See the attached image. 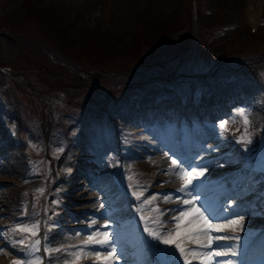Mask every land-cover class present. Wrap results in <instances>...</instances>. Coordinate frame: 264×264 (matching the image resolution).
I'll return each mask as SVG.
<instances>
[{
    "label": "rangeland",
    "instance_id": "1",
    "mask_svg": "<svg viewBox=\"0 0 264 264\" xmlns=\"http://www.w3.org/2000/svg\"><path fill=\"white\" fill-rule=\"evenodd\" d=\"M218 35L220 36L217 37ZM0 61L11 64L19 76L11 77L10 81L8 80L10 85H0V126L6 125L7 122L2 118L1 112L10 118L7 111L13 108L22 106L33 111L39 103L43 105L32 121L28 119L31 126L26 127L25 131L20 130L15 123L10 128L12 134L7 130H0L5 135L4 140L13 146L14 151L9 155L13 167L6 171L0 170V190L12 194L14 203L17 202L11 206V212H8L4 205L1 206L0 230L16 218L20 208L18 203L22 200L21 189L14 183L8 185L5 182L26 175L27 184L31 186L35 183L39 188V179L46 178L49 174V181L45 180L49 186L45 187L52 191L44 189L32 192L27 205L30 210L23 213V217L28 221L21 228L32 231L21 232L19 228L14 233V239L17 242L24 239L25 244L29 245V250L39 246L49 253H64L66 256L61 263L55 264H78V260L82 258L84 244L80 239L90 236L94 239H104L105 234L109 244H98L99 247L86 249L83 253L86 259H96L103 264H124L122 259L125 256L128 260L132 258L138 248L135 244L137 241L131 244L121 237L122 233L132 241L134 237L131 234L105 229L100 227L98 222H91V218H88L93 205L94 209L103 207L101 195L104 193V185L99 190L94 188L95 180L106 179L109 180L107 184H111V177L117 178L119 175V166H123L127 172L137 173L138 179L145 184L144 194L158 193L164 217L168 209L164 203H170L174 197L178 204L175 206L173 217L179 216L180 211L189 207L181 206L183 200L191 199L195 191L201 192L204 189V193L219 196V200L228 204L233 203L228 195L230 188L225 184L230 185L231 181L244 174V166L236 172H231L242 165L244 155L248 156L246 161H253L264 170V156L255 152L257 141H247V146L252 149H248L244 155L240 151L238 153V143L234 142L237 134L242 132L251 138L261 131L264 133V0H0ZM136 69H141L142 72L135 73ZM1 70L3 71L2 68ZM152 72H165L168 78L176 79L175 82L186 80L187 82L181 84L186 88L183 92L187 98L188 91L199 92L209 74H216L215 77H210L217 79L216 83L204 88L206 91L203 94L197 93L198 97H209V100H213L214 97L219 99L220 96L223 98L235 92H244V101L236 100L230 104V110L221 113V120L216 129L221 134L218 140L222 138L225 145L215 146L216 142L212 141L207 143V149L202 152L203 163L207 165L209 176L219 177L225 174L223 178L226 179H215L208 189L207 185L194 187L196 184H191L188 186V193L185 192L187 196L184 192H177L184 184L183 179L177 178L175 174L177 171L179 173L180 165L177 163L174 166L176 171H173L172 158L153 148L158 141L148 130H142L147 127L146 122H140L144 117H136L137 120L133 122L128 121L126 131L119 139H101L103 132L99 126L95 128L98 131L94 137H91L90 132L82 136L83 130L74 125H71L73 129L70 132H63L64 125L70 123L69 118L74 117L77 120L83 115V108L105 109L106 105V109L116 107L112 115L118 123L122 119L118 116L121 111H118L119 103L124 105L123 111L137 104L132 110L135 115L139 110L144 111L142 102L146 101L154 90H140L137 100L126 99V96L132 88L160 85L154 82L162 78L157 75L150 76ZM18 73H22V79L25 78L34 84L35 94L29 93L28 96L25 93ZM240 75L253 77L249 78L251 80L227 81ZM170 83L172 82H166ZM175 87V84H170L157 90L168 96L170 91L172 94L176 92ZM45 90H59L58 94L49 96L56 102L52 104L51 110L55 120L49 124L50 132L48 130L46 140L41 128V119L44 111L50 110V104L46 103V100L45 104H42L40 98ZM208 92L210 96L206 94ZM118 97L124 98L117 100ZM8 100L10 105L2 104ZM28 116L30 117V114ZM154 121L162 122L159 117L148 121L152 129L157 128ZM144 140L148 142L146 145L151 150L150 155L145 153L144 148H137L144 146ZM93 148L99 150L96 158L92 157ZM30 152L39 156L36 161L32 160V163ZM44 153L51 160L45 157ZM164 158L168 159V162H165ZM39 165L41 173L28 177L27 171L32 167L31 170H37ZM252 173V180L257 178L258 183L254 185V191H257L259 184L264 182V176L257 169ZM121 177L123 181L128 182L125 173H122ZM246 183L251 185L249 181ZM53 184L65 188L62 197L65 205L63 204L62 211L60 214L58 211L56 217L67 227H63V224L57 228L53 226L56 211L61 207L62 193V190L53 187ZM134 185L139 184L137 182ZM168 187L172 189L165 190ZM165 195L170 199L165 201ZM242 196L243 193L237 199L242 201ZM106 197L109 199V196ZM251 201L254 208L250 206L247 210L243 209V214L237 216L239 223L232 224L231 229L229 228L231 247L235 251L240 252L244 247L243 238L246 236L242 234L245 228L257 226L264 221V210L255 202L258 199H249L247 202L251 205ZM6 202L5 197L3 204ZM50 202L53 203L51 206ZM146 207L158 209L156 197L140 196L134 211L135 220L143 232L142 238L149 246L153 238L146 231V228H151L148 222L150 217L138 211ZM240 212L242 210L238 211ZM105 214L102 211L98 221L100 218L106 220L102 217ZM191 219V216L185 217L181 221V228L183 229ZM170 221L159 223L160 227L163 226L160 235L169 234L164 229H175L176 224ZM33 231L35 235H32ZM57 231H61L59 236ZM50 232L54 244L48 242ZM78 238L79 242H67ZM177 240L185 247L187 259L201 262L198 264L263 263L260 256L253 254L237 259L230 257L225 261L219 257L204 261L201 259L204 253L195 239H188L182 230ZM0 241H4L1 233ZM34 241L39 243H32ZM200 241H203V236ZM12 243L13 245L11 242L7 243L8 249L1 248L0 261L5 263L15 255L10 248L15 247V242ZM155 243L162 245L153 251L160 264H184V257L181 255L174 260V255L179 251L174 245H165L158 239ZM216 246L217 244H213L214 248ZM111 248L116 249V259L110 258L106 261L104 257L108 256ZM189 249L197 255L194 256L193 251H188ZM124 251L129 253L123 254ZM148 254L150 253L146 252L137 256L142 264L148 263L147 258L152 260L148 264H156Z\"/></svg>",
    "mask_w": 264,
    "mask_h": 264
},
{
    "label": "snow or ice",
    "instance_id": "2",
    "mask_svg": "<svg viewBox=\"0 0 264 264\" xmlns=\"http://www.w3.org/2000/svg\"><path fill=\"white\" fill-rule=\"evenodd\" d=\"M241 115H243V112H241ZM245 123L247 124V118L245 117ZM177 164L176 160H172V166L174 167ZM203 175L202 172L196 171V169H192V171H183L181 173V178L184 181V184L182 187L177 189V192H187L188 186L192 184L193 179ZM194 187H199V184L195 185ZM190 195V193H189ZM165 201L170 199L169 196L165 195L163 197ZM197 200V197L193 196L191 199H185L183 200V204L187 205L185 210L180 211L179 216H175L172 218L170 223H175L176 227L175 229H164V231L168 232L169 234L167 236H162L158 234L155 231H152L151 228H146V231L149 232L150 235H152L155 239L161 240V242L165 245H174L176 249L179 250L180 255L184 257V264H190V261L187 259L186 255V249L183 246L181 242L177 240V237L180 236L181 231L185 233L186 237L188 239H195V242L204 250V255L201 257L204 261H211L215 257H221L226 256L228 253L217 251L213 247L214 239L215 240H221L225 239L227 237H221L216 236L215 238L212 235V232H220L223 230L222 225L213 224L211 220H209L208 216L205 215L204 211H201L199 207L195 206V202ZM168 211H172V209H169ZM195 214V215H193ZM191 216L192 219L189 220L184 228H181V221L184 220L185 217ZM239 223L238 220H232L230 221L231 224H237ZM19 231L21 232H29L32 231L28 228H20ZM32 235H35V232H32ZM203 236V243L200 241V237ZM34 244H38L39 241L32 242ZM19 245L25 246V240L21 239L18 241ZM85 246L88 244H99L101 246H106L109 244V240L107 238V234H105L104 239H94L93 237H89L87 241L84 242ZM59 251V249H57ZM188 251H193L189 249ZM116 249L111 248V251H109L108 256L104 257V259L107 261L110 258L116 259ZM234 254V253H233ZM193 255L196 256V252L193 251ZM13 264H40L39 260H28V261H14Z\"/></svg>",
    "mask_w": 264,
    "mask_h": 264
},
{
    "label": "bare ground",
    "instance_id": "3",
    "mask_svg": "<svg viewBox=\"0 0 264 264\" xmlns=\"http://www.w3.org/2000/svg\"><path fill=\"white\" fill-rule=\"evenodd\" d=\"M207 95H209L210 93L208 92V93H206ZM200 96V95H199ZM202 97V96H201ZM210 155V154H209ZM223 155V154H222ZM164 156V155H163ZM217 156V155H216ZM207 157V156H206ZM223 159V158H222ZM205 161V160H204ZM212 172H213V170H212ZM179 187V186H178ZM180 193V192H179ZM183 193V192H182ZM188 193V192H187ZM189 195V194H188ZM187 196V195H186ZM223 196V195H222ZM227 196V195H226ZM174 198V197H173ZM177 199V198H176ZM180 200V199H179ZM250 202V201H249ZM181 205V204H180ZM257 205V204H256ZM257 210V209H256ZM174 217H175V215H174ZM231 229V228H230ZM192 252V251H191ZM192 259V258H191ZM194 259V258H193ZM192 261V260H191Z\"/></svg>",
    "mask_w": 264,
    "mask_h": 264
}]
</instances>
